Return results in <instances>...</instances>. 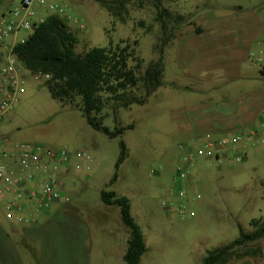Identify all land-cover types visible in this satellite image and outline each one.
<instances>
[{
  "label": "rangeland",
  "instance_id": "rangeland-1",
  "mask_svg": "<svg viewBox=\"0 0 264 264\" xmlns=\"http://www.w3.org/2000/svg\"><path fill=\"white\" fill-rule=\"evenodd\" d=\"M45 1L62 6L72 17L68 21L64 15L55 14L77 38L79 54L107 47L110 41L114 44L125 41L122 46L127 43L133 46L137 41L134 48L139 61L129 64L135 68L141 62V71L160 58L164 38L172 35L174 40L197 26L210 29L222 25L225 28L220 35L226 37L223 41L244 53L252 51L259 56L264 49V0H161L163 8L183 17L178 24L172 22L165 34L158 22L159 10L154 0H126L121 21L92 1ZM20 4L21 0H0V20L9 17ZM37 10L40 18L54 14L45 6ZM29 35V32L12 35L5 44L19 43ZM169 45L164 48L165 85L144 106L134 105L117 114L110 108L103 112V125L112 131L116 127L134 126L115 139L93 130L74 105L53 100L43 77L35 81L28 76L24 92L7 118L13 143L65 149L70 153L87 152L91 156L88 164L71 159L70 173L61 178L64 190L61 204L86 206L100 213L106 208L101 200L102 191H114L130 199L132 215L144 234L147 253L141 264H201L208 252L253 232L252 220L264 221V122L258 121L252 128H239L234 136L243 140L219 161L199 159L193 164L183 184L186 194L183 217L178 211L182 203L178 197L181 184L177 183V164L182 156L179 145L197 148L201 144L180 135L181 122L177 116L190 106L208 104L209 96L220 104L242 103L249 92L264 98V80L227 82L222 73L217 81L213 78L220 83L216 90L206 93L182 90L179 86L207 88L209 84H204L209 82H196L197 78L189 77L187 74L197 77L201 70L188 63L184 66ZM188 50L191 58L200 56L196 48ZM168 81L173 85H168ZM136 93L141 95L139 90ZM121 141L126 143L129 156L119 169L117 182L108 186L116 172ZM237 154L245 156L241 163L235 160ZM152 170L157 174H151ZM119 212L113 207L110 221L89 226V237L81 241L85 256H78V264H126L123 256L128 230ZM118 218L120 226L115 221ZM20 253L22 264H42L36 243L32 242L30 249L23 248ZM59 255L47 264L75 260L69 254ZM227 264H264V239L246 250L236 251Z\"/></svg>",
  "mask_w": 264,
  "mask_h": 264
},
{
  "label": "trees",
  "instance_id": "trees-1",
  "mask_svg": "<svg viewBox=\"0 0 264 264\" xmlns=\"http://www.w3.org/2000/svg\"><path fill=\"white\" fill-rule=\"evenodd\" d=\"M83 1L95 2L112 17L123 20L121 15L126 0ZM154 1L159 10L158 22L165 34L172 22L178 24L183 17L163 8L161 0ZM173 38L171 35V38L163 39L160 58L150 62L141 71V62L135 68L129 64L130 61H139L135 57L134 48L138 45L137 41L133 46L130 43L122 46L125 41L118 44L110 41L107 47H95L79 54L78 40L70 28L57 15H51L34 29L24 43L16 44L13 53L25 70L46 79L44 85L53 100L74 105L93 130L115 139L134 126L116 127L112 131L103 125V112L110 108L117 114L120 110H128L134 105L144 106L165 85L164 48ZM261 73L264 77V68ZM137 90L141 95H137ZM128 156L127 145L121 141L116 172L108 186L117 182L119 169ZM101 200L105 206L119 209L122 223L129 232L124 262L141 264L142 257L147 253V246L141 227L132 215L130 199L119 196L114 191H102ZM251 226L254 228L253 232L242 234L232 243L208 252L201 264H227L236 251L246 250L264 239V221L252 220Z\"/></svg>",
  "mask_w": 264,
  "mask_h": 264
},
{
  "label": "crops",
  "instance_id": "crops-1",
  "mask_svg": "<svg viewBox=\"0 0 264 264\" xmlns=\"http://www.w3.org/2000/svg\"><path fill=\"white\" fill-rule=\"evenodd\" d=\"M224 28L220 24L210 29L197 26L186 34L180 31L182 35L171 42L168 48L176 51L174 52L177 59L184 62V66L188 63L201 70L196 73L197 77L187 75L193 79L197 78L196 82L197 80L209 82L204 84H209L205 86L207 88L196 89L194 85L179 86V88L203 93L216 90L220 87V83L216 81L222 77V73L228 78L227 82H240L254 78L264 80L261 73L263 66L256 59L250 58L252 51L248 54L244 53L243 50L240 51L223 41L226 37L220 34ZM190 47L196 48L200 53L198 58H191V52L188 50ZM248 62L253 66L247 64ZM244 64H246L245 67H243ZM25 77L27 80L28 74ZM210 82L213 84L211 85ZM167 84L173 85V82L168 81ZM260 96L256 92H249L245 101L238 104L233 101L220 104L213 99V96H209L208 104L190 106L188 110L183 111L182 115L178 114L177 118L181 122L180 135L201 145L208 139L232 138L239 128H252L256 122H264L261 116L264 115V98ZM1 97L0 94V99ZM9 113L0 122V152L11 153L20 143L12 142L10 122L7 118ZM252 132L254 133L253 130ZM255 135L258 138L256 133ZM9 198L10 196L6 195L0 196V264H22L20 252L23 248L30 249L32 242L38 246L42 264H47L48 261L52 263L53 258L61 257L60 252L64 257L69 254L75 258L74 261L65 260L63 264H72V262L78 264V256H85L86 249L81 246V241L89 237V226L93 223L108 222L113 214V207L109 206H106L104 212L99 213L93 212L86 206L61 204L59 201L44 212L38 211L33 204L28 203L19 215L6 210V202ZM18 217H24L28 221L20 222ZM115 221L120 226L119 218Z\"/></svg>",
  "mask_w": 264,
  "mask_h": 264
},
{
  "label": "built area",
  "instance_id": "built-area-1",
  "mask_svg": "<svg viewBox=\"0 0 264 264\" xmlns=\"http://www.w3.org/2000/svg\"><path fill=\"white\" fill-rule=\"evenodd\" d=\"M45 6L54 14H62L68 21L72 17L58 4H48L45 0H21L18 8L10 12L9 17L3 16L0 20V122L19 101L20 94L24 92L26 75L38 81L42 76L29 73L18 58L13 49L18 42L6 45L5 41L12 35L21 32H29L45 19L39 17L38 7ZM76 23L78 21L75 20ZM29 35V36H30ZM28 38L21 39L24 43ZM250 58L256 59L264 68V49L256 56L251 53ZM251 136L254 135L252 132ZM243 138L234 136L218 140L208 139L197 148L186 144L179 145L182 156L177 164V183L181 184L178 197L182 201L178 211L181 216L186 215L185 186L190 168L199 159H217L225 155L230 149L235 150ZM77 158L82 163L92 161L87 152L70 153L65 149L54 150L39 145L20 143L14 152H0V196H10L6 202V210L9 213L20 215L26 204H33L40 212L47 211L51 206L64 198V190L61 178L70 172L72 158ZM244 155L237 154L235 160L241 163ZM151 174H157L152 170ZM20 222H26L24 217H18Z\"/></svg>",
  "mask_w": 264,
  "mask_h": 264
}]
</instances>
